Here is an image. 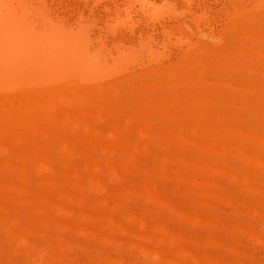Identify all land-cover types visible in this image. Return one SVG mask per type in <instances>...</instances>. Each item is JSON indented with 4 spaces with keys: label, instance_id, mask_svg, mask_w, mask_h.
Wrapping results in <instances>:
<instances>
[{
    "label": "rangeland",
    "instance_id": "374dc122",
    "mask_svg": "<svg viewBox=\"0 0 264 264\" xmlns=\"http://www.w3.org/2000/svg\"><path fill=\"white\" fill-rule=\"evenodd\" d=\"M13 1L0 264H264V130L243 121L264 119L247 92L264 5L229 0L197 28L146 0Z\"/></svg>",
    "mask_w": 264,
    "mask_h": 264
},
{
    "label": "bare ground",
    "instance_id": "6f19581e",
    "mask_svg": "<svg viewBox=\"0 0 264 264\" xmlns=\"http://www.w3.org/2000/svg\"><path fill=\"white\" fill-rule=\"evenodd\" d=\"M7 1L9 0H0V9L2 8V5H4ZM148 3L153 4L155 6L160 5L161 7H163V9L165 10L163 15H162V21L164 23V27H166L167 25H169V23L171 21H176L179 22L180 24L183 25H191L192 24L194 26H196L197 28H201L202 26L205 25V21L203 18H199L201 16L200 13H209L210 11H215V9H220V10H224L226 8H228L229 6V0H146ZM238 1V0H236ZM240 1V0H239ZM13 2H16L13 1ZM20 2V1H19ZM19 2L17 4H19ZM10 4V3H9ZM15 4V3H14ZM255 6H257L256 8L258 9L259 6L262 7V5H264V0H255V4H253ZM13 7V6H12ZM16 8V7H14ZM52 12V11H51ZM190 14L191 17H189L186 14ZM263 13V12H262ZM257 14H261L260 12ZM261 16V15H260ZM264 16V15H263ZM262 17V16H261ZM191 18V19H190ZM192 21V23L190 22V20ZM249 21V20H248ZM194 22V23H193ZM245 23V22H244ZM0 26L4 27L5 32L10 35L11 37H13L16 41V43L18 42V36L16 34L15 31V24L13 22H7V23H2L0 22ZM172 27V26H171ZM237 27V26H236ZM249 27V26H248ZM163 28V27H162ZM194 28V27H193ZM192 28V29H193ZM209 29V28H208ZM204 30V29H202ZM201 30V31H202ZM207 30V29H206ZM31 31V30H30ZM198 31V30H197ZM4 33V34H0V42L7 47L8 43L10 42V38L8 37V35ZM67 33V32H66ZM145 33V32H144ZM176 33V32H175ZM21 34V33H18ZM65 34V33H64ZM68 34V33H67ZM34 35V34H33ZM151 35V39L156 40V36L154 34V32ZM159 35V34H158ZM38 36V35H36ZM62 36V35H61ZM22 37V35H21ZM35 37V36H34ZM67 37V36H66ZM64 37V38H66ZM159 37V36H158ZM12 40V38H11ZM12 40V41H13ZM63 40V39H62ZM158 40V39H157ZM9 41V42H8ZM23 42V41H22ZM21 42V43H22ZM152 42V41H151ZM12 43V42H11ZM17 45V44H16ZM21 45H19L20 47ZM23 46V45H22ZM246 49V48H245ZM6 50V49H5ZM10 51V50H9ZM252 51V50H251ZM244 52V51H243ZM5 53V52H4ZM250 52H248L249 54ZM253 54V53H252ZM11 55V54H10ZM238 56V55H237ZM228 57V56H226ZM249 59V58H248ZM255 59H253L254 61ZM257 61V60H256ZM258 62V61H257ZM224 64V63H223ZM229 72V71H228ZM220 73V72H219ZM235 73V72H234ZM233 73V76L235 75ZM240 73V72H239ZM243 74V73H242ZM220 75V74H219ZM222 75V74H221ZM232 76V75H230ZM224 77V76H223ZM223 77L221 79H223ZM257 77V76H256ZM260 77V76H259ZM262 77V76H261ZM261 77L259 78V82L255 81H251L249 82L248 79V83H247V92H248V96H254L253 98H255L256 100V104L259 106V108L261 109V107L264 108V81L261 82ZM231 80L233 78H230ZM237 79V78H236ZM243 79V78H242ZM264 80V78H263ZM240 81V80H239ZM246 81V80H245ZM243 82V81H242ZM240 82V83H242ZM244 84V83H243ZM246 85V84H245ZM226 90H228V88H225ZM209 90V89H208ZM212 90V89H211ZM83 92V91H82ZM219 92V91H218ZM235 92V91H234ZM206 93V92H205ZM209 93H211V91L209 90ZM207 94V93H206ZM230 94V93H227ZM209 95V94H208ZM212 95V93H211ZM247 95V94H246ZM214 96V94H213ZM234 96V95H233ZM245 96V95H244ZM247 96V97H248ZM246 97V98H247ZM249 98V97H248ZM251 98V97H250ZM238 99V98H237ZM247 100V99H246ZM251 100V99H249ZM226 101V100H225ZM257 106V107H258ZM261 106V107H260ZM215 109V108H214ZM235 110V109H234ZM257 110H259L257 108ZM233 111V110H232ZM236 111V110H235ZM234 111V112H235ZM246 111V110H245ZM250 111V110H249ZM99 112V111H97ZM256 113L254 114V116L252 117H247L245 118L244 124L247 126V128L253 129V126H256V128H260L262 129V131L264 130V119L259 115V113H257V111H255ZM251 113V112H250ZM249 113V114H250ZM263 115V114H262ZM264 116V115H263ZM236 123V121H235ZM243 125V124H242ZM246 128V127H245ZM257 128V129H258ZM259 129V130H260ZM255 130V129H254ZM210 178V177H209Z\"/></svg>",
    "mask_w": 264,
    "mask_h": 264
}]
</instances>
